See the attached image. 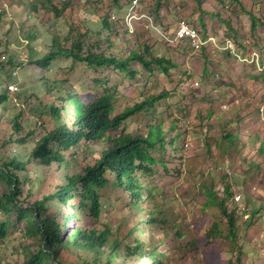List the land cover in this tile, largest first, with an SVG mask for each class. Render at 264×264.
<instances>
[{
    "label": "rangeland",
    "instance_id": "rangeland-1",
    "mask_svg": "<svg viewBox=\"0 0 264 264\" xmlns=\"http://www.w3.org/2000/svg\"><path fill=\"white\" fill-rule=\"evenodd\" d=\"M87 1L90 0H66L70 5H83ZM91 1L103 5L105 15L113 13L121 21L125 16L124 8L129 6L116 5L115 0ZM27 2L0 0V14L6 11L11 19L19 20L24 14H18L15 8ZM121 2L128 3L129 0ZM143 4L138 7L139 14L151 16L155 26H151L149 16L133 20L137 37L120 28L119 34L111 35L112 41L117 42L116 47L108 46L104 40L99 51L124 58L126 51L133 49L142 52L148 60L165 58L170 61L166 66L172 76L158 64L147 68L138 61L131 66L136 76L114 67L85 70L86 65L81 63L74 73H70L71 59L57 61L51 71H46L31 63L29 52L24 51L26 43L20 45L17 40L16 43L12 40L11 48L7 44L0 47V54L13 55L16 62L14 79L8 76V69L0 70V91L8 92L11 97L0 107V164L19 155L20 151L26 158L30 156L45 133L41 111L34 110L30 100L32 95L47 97L49 90L53 91L55 80L69 75L79 84L93 85L99 79L108 81L106 86L113 91L119 86L117 90L119 88L120 95H124L117 103L120 110L144 101L145 97L169 93L156 107L148 105L147 114H136L123 127L140 134L148 126L164 124L168 133L166 147L153 152L156 162L151 167L152 171L141 174L145 184L156 188L155 194L160 200L146 196L138 207L129 197L117 202V190L110 189L103 191L104 207L98 219L90 209L78 212L59 200L51 206L52 214L77 213L78 221L84 227L109 225L115 231L121 228V239H139L148 243L151 250L158 247L162 252H175L178 255L176 264H231L236 261V255L229 250L230 246L223 239L209 237L214 223L223 220L217 203L228 197L226 188L231 186L235 197L229 199L228 206L230 210L235 208L238 211L244 264H264V114L261 110L264 106V5L259 9H254L258 5H250L251 9H247L242 0H145ZM246 9L253 11L258 23L257 31H253L254 17ZM182 20H188L201 29L204 37L215 36L221 47L230 38L245 56L261 51L262 66L235 58L212 42L203 51L194 53L180 44L171 45L160 38L162 31L170 34L171 38L175 37ZM10 25V21L0 19V38L5 35L14 38L9 33ZM60 25L59 31L63 28L65 34L68 27ZM260 28L263 30L258 32ZM4 41L9 43V39ZM23 60L24 66L17 65ZM197 82L200 86L196 87ZM13 85L18 86L19 93L10 90ZM81 97L88 103L95 99L92 93ZM21 111H25L23 127L26 129L18 133L12 120ZM62 124L63 120H57L45 125L50 130ZM225 134L236 136L234 144L227 146ZM189 137L193 143L190 149L187 148ZM103 148L104 144H94L92 149H87L83 143L68 158L78 170H82L91 162L94 150ZM66 175L65 167L55 169L33 161L24 185L25 193L31 195L29 201L37 202L57 193L61 186L66 185ZM5 189L0 182V199ZM209 201L211 206L207 209ZM148 208L157 211L150 214ZM127 209L131 211L126 212ZM59 218L62 219V215ZM136 221H140L138 228ZM8 223L10 236L0 244V264H27L30 254L41 251V238H31L27 224H19L15 216L1 215L0 226ZM123 260L127 261L126 264H139L127 257ZM140 261L152 263L148 258Z\"/></svg>",
    "mask_w": 264,
    "mask_h": 264
},
{
    "label": "trees",
    "instance_id": "trees-1",
    "mask_svg": "<svg viewBox=\"0 0 264 264\" xmlns=\"http://www.w3.org/2000/svg\"><path fill=\"white\" fill-rule=\"evenodd\" d=\"M119 1L122 0H115V4L118 5ZM15 9L18 14H24L19 20L11 19L6 11L0 14V19L4 22L10 21L9 33L15 38L6 35L1 37L0 47L7 44L11 48L12 40L15 43L17 40L20 45L26 43V46L23 45L24 51L29 52L31 63L42 70L51 71L55 62L71 59L73 66L69 69L70 73H74L77 65L81 63L86 65L85 70L114 67L119 71H130L136 76L137 73L131 66L138 61L147 68L158 64L165 73L172 76L166 66L170 61L165 58L154 57L148 60L142 52L133 49H128L124 58L115 53L108 56L99 51L104 40L108 46L116 47L117 42L112 41L111 35L119 34L120 28L133 37L138 36L137 30L130 32L121 19H113V13L105 15V7L100 3L90 0L83 5H70L66 0H28L24 8ZM246 12L252 18L255 16L253 11L246 9ZM253 19V31H256L258 23L256 17ZM60 23L68 27L65 34L63 28L59 31ZM4 39H9V43ZM148 50L150 51L149 48ZM14 59L13 55L7 57L0 54V70L8 69L11 79H14L13 70L16 67ZM17 65L24 66L25 61L17 62ZM53 82V91H47V97L32 95L30 100V106L41 111L45 133L28 158L20 151L19 155L0 164V182L6 187L0 199V216H15L19 224H27L31 238H41L42 241L41 251L30 254L27 264H126L124 257L138 261L139 264H143L140 260L144 258L151 260L150 264H176L178 255L175 252H162L158 247L151 250L148 243L139 239H121V228L115 231L109 225L84 227L78 221L80 219L77 213H59L62 215L60 219L59 215L54 216L51 212V206L59 200L78 212L90 209L98 219L104 207L103 191L110 189L117 190V202L129 197L138 207L146 200V196L160 200L155 194L156 188L145 184L141 174L152 171L151 167L156 162L153 152L166 147L168 133L164 124L148 126L140 134L129 132L123 127L136 114H147L148 105L156 107L169 93L145 97L144 101L127 105L120 110L117 103L124 95H120L119 88L117 90L119 86L115 91L108 89V81L98 79L93 85H85L71 80L68 75ZM87 93L95 96L92 103L85 102L81 97ZM10 99L8 92L0 91V107ZM24 112L16 113L12 120L18 133L26 129L23 127ZM57 120H63L60 127L49 130L45 125L46 122ZM234 138L236 136L231 134L224 135L227 146L234 144ZM172 142L175 144L176 140L173 139ZM83 143L87 149H92L94 144H104L105 148L101 151L94 150L91 162L84 169L78 170L68 155L75 153L74 150ZM35 160L50 168L65 167L67 183L54 195L31 202V195L25 193L24 185L28 180V169ZM226 191L228 197L217 203L223 220L214 223L209 237L223 239L230 246L229 250L236 255V261L233 260L231 264H244V248L238 231V211L235 208L230 210L228 206L229 199L235 196L231 186ZM235 204L238 205L237 202ZM206 205L208 209L211 201ZM128 211L131 210L127 209L126 212ZM147 211L154 214L157 209L148 208ZM135 224L138 228L140 221ZM9 228V223L0 226V244L9 238Z\"/></svg>",
    "mask_w": 264,
    "mask_h": 264
},
{
    "label": "built area",
    "instance_id": "built-area-1",
    "mask_svg": "<svg viewBox=\"0 0 264 264\" xmlns=\"http://www.w3.org/2000/svg\"><path fill=\"white\" fill-rule=\"evenodd\" d=\"M141 0H132L129 4L128 13L125 16V18L122 20V23L126 25V28L130 32H134L136 29L133 25V22L135 20H141L143 18H146L149 15L139 14V5ZM152 20H150L151 26L154 27L155 23L151 16H149ZM113 19L118 20L115 15H113ZM134 20V21H133ZM155 29H158L156 27ZM162 39L167 40L171 45H181L183 47L188 48L189 50H192L194 53H199L204 50L211 42L218 46V48L222 51L230 52L235 58H239L242 61H245L247 63L251 64H258L259 67H261V59L262 54L261 51H253L249 56H245L241 49H239L238 45L233 39H227L221 47L218 43V40L214 36H210L209 38H205L204 35L201 33L200 29L195 28L193 25L190 24L188 20H182L179 23V27L177 29V32L175 34V37L171 38L170 36H167L163 33V31L159 34ZM263 70V68H262ZM195 86H200V83L197 82ZM10 90L13 92H16L19 90L17 85H13L10 87ZM262 113L264 114V106L261 108ZM187 148H192V138L189 137L187 140ZM241 200V197L238 198V201Z\"/></svg>",
    "mask_w": 264,
    "mask_h": 264
},
{
    "label": "crops",
    "instance_id": "crops-1",
    "mask_svg": "<svg viewBox=\"0 0 264 264\" xmlns=\"http://www.w3.org/2000/svg\"><path fill=\"white\" fill-rule=\"evenodd\" d=\"M145 0H141V2H140V5H144L143 4V2H144ZM248 1H249V3H248ZM120 2V1H119ZM119 2H118V5H129V2L128 3H124V2H121V4H119ZM242 2L244 3V5L246 6V8L247 9H251L250 8V5H254V6H256V5H258L257 7H255L254 9H259L262 5H264V0H242ZM250 2H253L252 4H250ZM22 6V8H24V5H21ZM128 9H129V6L127 7V9L126 8H124V10H123V14L126 16L127 15V13H128ZM141 13H143L142 12V10H141ZM142 15V14H141ZM144 15H147L146 13H144ZM124 16V17H125ZM195 28H197V27H195ZM199 29V28H198ZM259 29V28H258ZM263 30V28H260V30L258 31V32H261ZM200 31H201V29H200ZM257 31V30H256ZM163 33L165 34V35H167V36H170V34H168V33H166L165 31H163ZM202 33V32H201ZM215 37V36H214ZM161 39H162V37H160ZM217 39V38H216ZM163 40V39H162ZM225 43V42H224Z\"/></svg>",
    "mask_w": 264,
    "mask_h": 264
},
{
    "label": "clouds",
    "instance_id": "clouds-1",
    "mask_svg": "<svg viewBox=\"0 0 264 264\" xmlns=\"http://www.w3.org/2000/svg\"><path fill=\"white\" fill-rule=\"evenodd\" d=\"M129 4H130V3H129ZM1 10L3 11V9H1ZM119 18H120V17H119ZM124 18H125V17H124ZM124 18H123V19H124ZM190 24H191V23H190ZM191 25H192V24H191ZM193 26H194V25H193ZM194 27H195V26H194Z\"/></svg>",
    "mask_w": 264,
    "mask_h": 264
}]
</instances>
